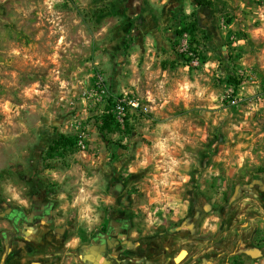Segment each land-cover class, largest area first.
Wrapping results in <instances>:
<instances>
[{
	"label": "rangeland",
	"instance_id": "rangeland-1",
	"mask_svg": "<svg viewBox=\"0 0 264 264\" xmlns=\"http://www.w3.org/2000/svg\"><path fill=\"white\" fill-rule=\"evenodd\" d=\"M211 1L0 0V264H100L98 233L145 221L130 169L152 149L219 203L264 175V0ZM124 92L148 113L113 112ZM59 135L75 145L48 160ZM125 246L105 264L144 263Z\"/></svg>",
	"mask_w": 264,
	"mask_h": 264
},
{
	"label": "crops",
	"instance_id": "crops-1",
	"mask_svg": "<svg viewBox=\"0 0 264 264\" xmlns=\"http://www.w3.org/2000/svg\"><path fill=\"white\" fill-rule=\"evenodd\" d=\"M158 154L132 158L131 185L146 199L147 216L141 225L127 219L126 249L143 252V264H264V175L238 181L219 203L213 189H197L191 163L159 172ZM146 164L153 172L141 171Z\"/></svg>",
	"mask_w": 264,
	"mask_h": 264
},
{
	"label": "flooded vegetation",
	"instance_id": "flooded-vegetation-1",
	"mask_svg": "<svg viewBox=\"0 0 264 264\" xmlns=\"http://www.w3.org/2000/svg\"><path fill=\"white\" fill-rule=\"evenodd\" d=\"M46 211H41L37 208H33L29 211L28 214L22 211H11V215L16 214L15 224L19 226H23L27 222H36L38 218L41 216L46 217ZM118 220V219H117ZM112 228L107 231H101L97 241L95 242V247L98 250V254L101 252L103 253V259L101 258L100 264L108 262V260L112 259L114 256V252H116L120 247L125 246L127 240V228H126V221H119V224H112ZM107 233V234H106Z\"/></svg>",
	"mask_w": 264,
	"mask_h": 264
},
{
	"label": "trees",
	"instance_id": "trees-1",
	"mask_svg": "<svg viewBox=\"0 0 264 264\" xmlns=\"http://www.w3.org/2000/svg\"><path fill=\"white\" fill-rule=\"evenodd\" d=\"M193 2L200 7H207V8H211L213 3L211 0H193ZM192 18V22L190 23V27H186V29L184 28V30L182 31V33H187L188 35L191 34L192 32H196L197 29V25H196V17L194 13H191L189 15ZM191 36L189 38V41L191 42ZM227 82L229 84L234 85L235 87H237L239 85V81H237L235 78L233 77H229L227 79ZM114 117L110 114L107 113L105 115H103V119H102V125L101 128L102 130H104L105 132H111L112 131V124L114 123ZM75 145L74 140L71 137L65 136V135H59L55 140L52 141V143L49 145L46 153H45V158L48 160L54 159L56 157H65L68 156L70 154V150L71 148Z\"/></svg>",
	"mask_w": 264,
	"mask_h": 264
},
{
	"label": "built area",
	"instance_id": "built-area-1",
	"mask_svg": "<svg viewBox=\"0 0 264 264\" xmlns=\"http://www.w3.org/2000/svg\"><path fill=\"white\" fill-rule=\"evenodd\" d=\"M97 89L98 92L104 93V90L101 87L100 83L98 84ZM126 108H129L133 111H139L142 114H146L148 113L150 107L148 105H143L138 99L133 96L128 97V94L124 92L121 98L113 103L112 109L113 112L119 115V117L123 118L125 116Z\"/></svg>",
	"mask_w": 264,
	"mask_h": 264
},
{
	"label": "clouds",
	"instance_id": "clouds-1",
	"mask_svg": "<svg viewBox=\"0 0 264 264\" xmlns=\"http://www.w3.org/2000/svg\"><path fill=\"white\" fill-rule=\"evenodd\" d=\"M13 198H15V197H13Z\"/></svg>",
	"mask_w": 264,
	"mask_h": 264
}]
</instances>
